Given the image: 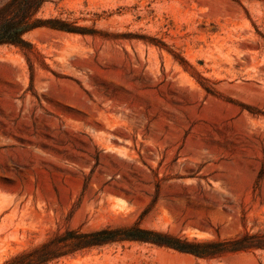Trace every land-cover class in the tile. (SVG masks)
<instances>
[{"label": "rangeland", "instance_id": "1", "mask_svg": "<svg viewBox=\"0 0 264 264\" xmlns=\"http://www.w3.org/2000/svg\"><path fill=\"white\" fill-rule=\"evenodd\" d=\"M40 15L80 33L0 47V264L69 231L264 234V0H50ZM43 264H264V250L124 241Z\"/></svg>", "mask_w": 264, "mask_h": 264}, {"label": "trees", "instance_id": "2", "mask_svg": "<svg viewBox=\"0 0 264 264\" xmlns=\"http://www.w3.org/2000/svg\"><path fill=\"white\" fill-rule=\"evenodd\" d=\"M49 2L50 0H5L0 4V47L17 46L30 49L32 46L25 40V35L37 29L80 33L77 27L59 18L41 17L42 8ZM124 241L150 243L203 259L252 249L264 250V234H243L240 238L227 242H195L165 232L132 226L127 229L106 228L88 234L69 231L59 239H55L51 243V248L45 244L36 249L34 253H39L38 255L29 256L26 261H23V256H17L4 264H43L79 250Z\"/></svg>", "mask_w": 264, "mask_h": 264}, {"label": "bare ground", "instance_id": "3", "mask_svg": "<svg viewBox=\"0 0 264 264\" xmlns=\"http://www.w3.org/2000/svg\"><path fill=\"white\" fill-rule=\"evenodd\" d=\"M54 37V36H53ZM5 67V66H4ZM186 90H187V88H186Z\"/></svg>", "mask_w": 264, "mask_h": 264}]
</instances>
